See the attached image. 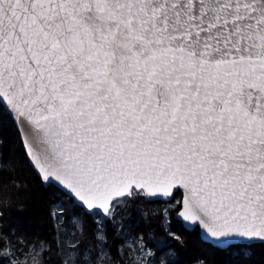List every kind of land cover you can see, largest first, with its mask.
Wrapping results in <instances>:
<instances>
[{"label":"water","instance_id":"1","mask_svg":"<svg viewBox=\"0 0 264 264\" xmlns=\"http://www.w3.org/2000/svg\"><path fill=\"white\" fill-rule=\"evenodd\" d=\"M0 102L87 212L181 189L204 241L264 243V0H0Z\"/></svg>","mask_w":264,"mask_h":264},{"label":"trees","instance_id":"2","mask_svg":"<svg viewBox=\"0 0 264 264\" xmlns=\"http://www.w3.org/2000/svg\"><path fill=\"white\" fill-rule=\"evenodd\" d=\"M181 194L173 197L171 211ZM152 203L143 191H134L116 200L105 217L87 212L55 184L46 185L0 102V264H65V244L73 264H93L89 247L94 264H264L263 242L216 247L201 238L199 227L188 230L168 217L169 207L153 210ZM167 220L180 223L179 229L168 231ZM97 232L103 233L99 243ZM64 236L75 242L64 243Z\"/></svg>","mask_w":264,"mask_h":264},{"label":"rangeland","instance_id":"3","mask_svg":"<svg viewBox=\"0 0 264 264\" xmlns=\"http://www.w3.org/2000/svg\"><path fill=\"white\" fill-rule=\"evenodd\" d=\"M181 192V190L179 189V190H177L176 192H175V194H174V196L173 197H175V195L176 194H178V193H180ZM182 193V192H181ZM182 194H181V200H180V204H179V207L178 208H175L174 207V209H176V211L174 210V211H171L173 208V204H171V202H173L172 200L174 199V198H172L171 200H161V199H159V200H154V202L155 203H152V209L153 210H156V209H165L164 207L165 206H167V207H169V212H167L166 214L168 215L169 214V216L168 217H171V216H173L176 220H178V221H181L182 222V224H183V221L182 220H180L179 218H177V213L180 211V209H181V206H182ZM153 200V199H152ZM165 203V204H164ZM164 205V206H163ZM158 207V208H157ZM162 207V208H161ZM112 209H113V207H112ZM112 209H111V211H110V213H109V215H111V212H112ZM165 211V210H164ZM108 215V216H109ZM168 224L165 226V228H167V230L168 231H174V230H178L179 229V227H180V223H177V222H171V221H169V220H167L166 221ZM165 222V223H166ZM184 225V224H183ZM97 235H98V243L102 240L101 238L103 237V233H102V235H101V233L100 232H97ZM102 236V237H101ZM65 237H66V239H65ZM101 237V238H100ZM104 237H106V236H104ZM166 238V237H165ZM63 239H65L64 240V243L66 242V243H74L75 241L72 239V237L71 236H64L63 237ZM147 239L150 241V240H153L154 238H153V236L152 235H149V236H147ZM165 243H169V241H164ZM89 248H91V247H89ZM88 248V250L90 251L89 252V255H90V258H89V261L90 262H92L93 264H94V259L93 258H95V254L93 253V251L91 250V249H89ZM99 248V247H98ZM102 248H105V246H103V245H100V249H102ZM74 258H75V256L74 257H72V253H70L69 251H68V249L66 248V244H65V246H64V250H63V261H64V263L65 264H73V262H74ZM76 260H80V259H76ZM52 264V263H51Z\"/></svg>","mask_w":264,"mask_h":264},{"label":"bare ground","instance_id":"4","mask_svg":"<svg viewBox=\"0 0 264 264\" xmlns=\"http://www.w3.org/2000/svg\"><path fill=\"white\" fill-rule=\"evenodd\" d=\"M179 190V189H178ZM181 190V189H180ZM177 191V190H176Z\"/></svg>","mask_w":264,"mask_h":264}]
</instances>
